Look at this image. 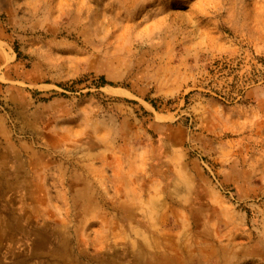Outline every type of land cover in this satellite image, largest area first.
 Segmentation results:
<instances>
[{"label": "rangeland", "instance_id": "rangeland-1", "mask_svg": "<svg viewBox=\"0 0 264 264\" xmlns=\"http://www.w3.org/2000/svg\"><path fill=\"white\" fill-rule=\"evenodd\" d=\"M0 264H264V0H0Z\"/></svg>", "mask_w": 264, "mask_h": 264}]
</instances>
